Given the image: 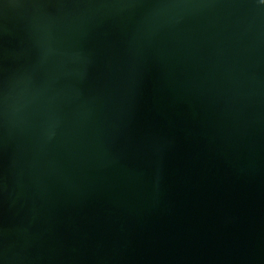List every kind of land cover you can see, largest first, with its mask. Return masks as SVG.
Returning <instances> with one entry per match:
<instances>
[{"label":"water","instance_id":"1","mask_svg":"<svg viewBox=\"0 0 264 264\" xmlns=\"http://www.w3.org/2000/svg\"><path fill=\"white\" fill-rule=\"evenodd\" d=\"M0 264H264V3L0 0Z\"/></svg>","mask_w":264,"mask_h":264},{"label":"snow or ice","instance_id":"2","mask_svg":"<svg viewBox=\"0 0 264 264\" xmlns=\"http://www.w3.org/2000/svg\"><path fill=\"white\" fill-rule=\"evenodd\" d=\"M261 3H264V0H261Z\"/></svg>","mask_w":264,"mask_h":264}]
</instances>
